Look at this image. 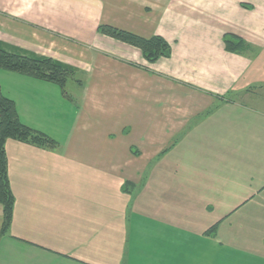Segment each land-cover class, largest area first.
Returning <instances> with one entry per match:
<instances>
[{
    "label": "crops",
    "instance_id": "obj_1",
    "mask_svg": "<svg viewBox=\"0 0 264 264\" xmlns=\"http://www.w3.org/2000/svg\"><path fill=\"white\" fill-rule=\"evenodd\" d=\"M101 25L161 36L171 57L148 63ZM226 34L258 54L227 52ZM0 42L84 77L63 98L24 75L7 93L59 146L7 141L0 264H264V224L203 217L264 194V0H0Z\"/></svg>",
    "mask_w": 264,
    "mask_h": 264
},
{
    "label": "trees",
    "instance_id": "obj_2",
    "mask_svg": "<svg viewBox=\"0 0 264 264\" xmlns=\"http://www.w3.org/2000/svg\"><path fill=\"white\" fill-rule=\"evenodd\" d=\"M98 32L138 48L148 63H155L162 58H170L172 54L171 45L161 36L143 38L108 25L99 26ZM223 39L225 49L229 53L251 58L258 54V51L252 45L236 35L226 34ZM0 69L57 85L62 89L65 96H68L67 86L70 83L82 85L84 81L81 72L65 63L17 47L7 46L1 42ZM8 140H15L44 149H56L59 146L56 140L24 124L18 115L15 102L6 97L0 90V205L3 208L2 234H6L10 230L15 207V197L8 172L6 151Z\"/></svg>",
    "mask_w": 264,
    "mask_h": 264
},
{
    "label": "rangeland",
    "instance_id": "obj_3",
    "mask_svg": "<svg viewBox=\"0 0 264 264\" xmlns=\"http://www.w3.org/2000/svg\"><path fill=\"white\" fill-rule=\"evenodd\" d=\"M23 75L13 73L4 69H0V90L2 93L10 98L7 93H9V89L11 91L12 88H14L13 84H17L18 82L16 79L23 78ZM24 78H29L24 77ZM55 89H58L61 91L62 98H63V91L59 86H55ZM68 89V96L73 94V86L70 83L67 86ZM38 99L39 97H36L34 100ZM66 101V102H65ZM61 101V108L59 106H56L55 109H58L61 112L60 115V123L62 126V129L66 128L72 117L73 108L69 104L68 100ZM59 103V105H60ZM43 107V106H42ZM64 131V130H63ZM257 188V187H256ZM248 200V203L246 205V202ZM234 206L233 209L228 213H215V214H209V215H203L205 217V225L206 228L209 229L210 225L217 224L218 222H226L227 226L226 229L228 231L229 227L237 228L239 231L241 229L245 228L243 226H240L242 224L245 225L246 222H251L255 227H260L262 224H264V194L258 193V191H255V194L253 197L246 198H235L233 199ZM243 204V205H242ZM242 205V206H241ZM241 209H238L240 208ZM237 209V211H233ZM256 227V228H257ZM260 229V228H257ZM248 264V263H244Z\"/></svg>",
    "mask_w": 264,
    "mask_h": 264
}]
</instances>
